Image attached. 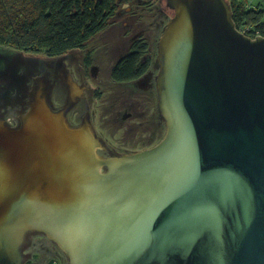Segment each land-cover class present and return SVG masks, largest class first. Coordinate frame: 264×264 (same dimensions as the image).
<instances>
[{
	"label": "water",
	"instance_id": "95a60500",
	"mask_svg": "<svg viewBox=\"0 0 264 264\" xmlns=\"http://www.w3.org/2000/svg\"><path fill=\"white\" fill-rule=\"evenodd\" d=\"M174 11L159 41L154 147L99 158L85 98L34 79L21 127L0 131V264H24L34 232L70 264H264V37L236 28L228 0H166ZM89 89V88H87ZM91 90V89H89Z\"/></svg>",
	"mask_w": 264,
	"mask_h": 264
},
{
	"label": "rangeland",
	"instance_id": "374dc122",
	"mask_svg": "<svg viewBox=\"0 0 264 264\" xmlns=\"http://www.w3.org/2000/svg\"><path fill=\"white\" fill-rule=\"evenodd\" d=\"M264 4L263 0H259ZM248 8H250L248 6ZM174 11L166 12V0H121V9L110 26L89 41L83 50H76L59 58L27 56L0 47V114L21 126L22 115L30 110V91L34 79L45 75L52 87L46 102L59 112L68 105V84L58 76V62L78 86L85 85L83 97L65 110L67 121L81 127L88 116L95 138L99 141V158L127 155L157 145L165 136L167 126L158 106L156 60L159 41ZM148 43L147 58L152 68L143 79L132 83H117L112 77L114 66L126 56L134 43ZM90 57L87 66L86 58ZM91 90H89V89ZM19 110V111H18ZM11 123V122H10ZM25 245L24 264H70L67 253L46 233L34 232Z\"/></svg>",
	"mask_w": 264,
	"mask_h": 264
},
{
	"label": "trees",
	"instance_id": "16d2710c",
	"mask_svg": "<svg viewBox=\"0 0 264 264\" xmlns=\"http://www.w3.org/2000/svg\"><path fill=\"white\" fill-rule=\"evenodd\" d=\"M228 2L239 31L249 28L250 37H264L263 9L248 8L246 0ZM120 9L121 0H0V47L27 56L59 58L83 50L110 26ZM148 48L145 40L136 41L112 69V79L126 84L144 77L152 68ZM90 62L88 56L87 66Z\"/></svg>",
	"mask_w": 264,
	"mask_h": 264
},
{
	"label": "flooded vegetation",
	"instance_id": "af4514ba",
	"mask_svg": "<svg viewBox=\"0 0 264 264\" xmlns=\"http://www.w3.org/2000/svg\"><path fill=\"white\" fill-rule=\"evenodd\" d=\"M0 59L1 60H3L4 61V59H2L1 58V56H0ZM5 62V61H4ZM2 63L1 65H0V68H2V66L4 67V65H5V63ZM4 64V65H3ZM148 74V73H147ZM146 76V75H145ZM144 77H142L141 79H143ZM141 79H139V80H141ZM3 80H4V78L2 79V78H0V84H2L3 83ZM139 80H137V81H139ZM136 82V81H135ZM132 83V82H131ZM11 122V123H10ZM70 124V123H69ZM21 126L18 124V123H16L15 121H12V120H10V119H7V120H5V119H3V117H2V115L0 114V131H5V130H11V129H18V128H20ZM152 148V147H151ZM150 149V148H149ZM146 150V149H145Z\"/></svg>",
	"mask_w": 264,
	"mask_h": 264
},
{
	"label": "crops",
	"instance_id": "0c3cea01",
	"mask_svg": "<svg viewBox=\"0 0 264 264\" xmlns=\"http://www.w3.org/2000/svg\"><path fill=\"white\" fill-rule=\"evenodd\" d=\"M248 3V6L250 8H255V7H260L261 9L264 10V4H262L261 2H259V0H246ZM264 1V0H263Z\"/></svg>",
	"mask_w": 264,
	"mask_h": 264
},
{
	"label": "built area",
	"instance_id": "2783aa9c",
	"mask_svg": "<svg viewBox=\"0 0 264 264\" xmlns=\"http://www.w3.org/2000/svg\"><path fill=\"white\" fill-rule=\"evenodd\" d=\"M250 31V29L249 28H247L245 31H243L242 33H244V34H246L247 36H249L248 35V32ZM250 37V36H249ZM257 37H259V36H257ZM257 37H255V38H252V39H256Z\"/></svg>",
	"mask_w": 264,
	"mask_h": 264
},
{
	"label": "bare ground",
	"instance_id": "6f19581e",
	"mask_svg": "<svg viewBox=\"0 0 264 264\" xmlns=\"http://www.w3.org/2000/svg\"><path fill=\"white\" fill-rule=\"evenodd\" d=\"M71 127H73V126H71ZM82 127V126H81ZM79 128V127H78ZM95 137V136H94ZM97 140V139H96ZM97 144H98V146H99V141L97 140ZM98 148V147H97ZM97 148H96V150H97ZM102 159V158H101Z\"/></svg>",
	"mask_w": 264,
	"mask_h": 264
}]
</instances>
